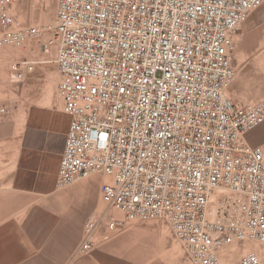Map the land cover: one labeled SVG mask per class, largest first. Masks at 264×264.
<instances>
[{
    "label": "built area",
    "instance_id": "obj_1",
    "mask_svg": "<svg viewBox=\"0 0 264 264\" xmlns=\"http://www.w3.org/2000/svg\"><path fill=\"white\" fill-rule=\"evenodd\" d=\"M17 1L0 0V49L40 41L52 59L18 58L10 78L55 63L71 117L57 187L106 178L104 201L121 216L87 220L76 255L126 223L164 220L192 264H264V149L247 141L264 99L227 97L236 38L264 0H57L53 24L26 27Z\"/></svg>",
    "mask_w": 264,
    "mask_h": 264
},
{
    "label": "crops",
    "instance_id": "obj_2",
    "mask_svg": "<svg viewBox=\"0 0 264 264\" xmlns=\"http://www.w3.org/2000/svg\"><path fill=\"white\" fill-rule=\"evenodd\" d=\"M70 124L52 95L0 122V264H124L122 229L76 255L87 220L116 214L101 193L106 178L57 187ZM247 141L264 149V124Z\"/></svg>",
    "mask_w": 264,
    "mask_h": 264
},
{
    "label": "rangeland",
    "instance_id": "obj_3",
    "mask_svg": "<svg viewBox=\"0 0 264 264\" xmlns=\"http://www.w3.org/2000/svg\"><path fill=\"white\" fill-rule=\"evenodd\" d=\"M56 9L57 0H18L13 15L19 27L53 24ZM250 16L236 38V78L227 92L229 100L243 108L264 99V5ZM40 44V41H31L24 48L0 49V103L7 106L10 118L15 114L23 116L30 104L44 101L48 95L60 101L56 95L58 71L53 62L38 66L25 83L15 84L10 78V65L18 58L52 59L44 57ZM115 214L119 218L120 214ZM122 242L124 264H132L128 258H139L143 264H192L183 244L164 220L126 223L122 228ZM250 248V245L238 247L234 253L236 259L231 263Z\"/></svg>",
    "mask_w": 264,
    "mask_h": 264
},
{
    "label": "bare ground",
    "instance_id": "obj_4",
    "mask_svg": "<svg viewBox=\"0 0 264 264\" xmlns=\"http://www.w3.org/2000/svg\"><path fill=\"white\" fill-rule=\"evenodd\" d=\"M93 177H95V176H93ZM90 178H92V177H90ZM90 178H86V180H87V179H90ZM86 180H84V181H86ZM235 255H236V254H235ZM235 255L233 254V255L231 256L232 258L229 260L230 262L235 261V259H236Z\"/></svg>",
    "mask_w": 264,
    "mask_h": 264
}]
</instances>
